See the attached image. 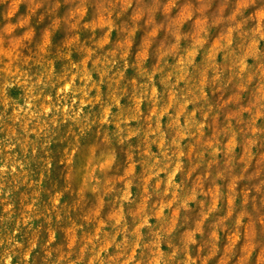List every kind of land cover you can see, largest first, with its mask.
Wrapping results in <instances>:
<instances>
[{
    "label": "clouds",
    "instance_id": "1",
    "mask_svg": "<svg viewBox=\"0 0 264 264\" xmlns=\"http://www.w3.org/2000/svg\"><path fill=\"white\" fill-rule=\"evenodd\" d=\"M0 264H264V0H0Z\"/></svg>",
    "mask_w": 264,
    "mask_h": 264
}]
</instances>
